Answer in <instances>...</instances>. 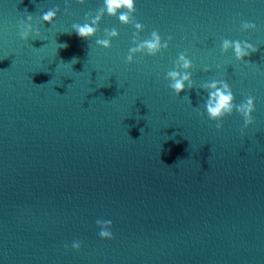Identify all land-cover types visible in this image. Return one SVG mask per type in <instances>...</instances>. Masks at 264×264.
Wrapping results in <instances>:
<instances>
[{"label":"water","instance_id":"1","mask_svg":"<svg viewBox=\"0 0 264 264\" xmlns=\"http://www.w3.org/2000/svg\"><path fill=\"white\" fill-rule=\"evenodd\" d=\"M134 6L124 25L103 0H0V264H264V0ZM97 16L79 38L73 24ZM154 30L167 49L127 63ZM225 39L257 51L237 61ZM180 53L193 87L176 95L166 75L184 71ZM213 81L234 104L254 98L252 124L234 109L217 130Z\"/></svg>","mask_w":264,"mask_h":264},{"label":"clouds","instance_id":"2","mask_svg":"<svg viewBox=\"0 0 264 264\" xmlns=\"http://www.w3.org/2000/svg\"><path fill=\"white\" fill-rule=\"evenodd\" d=\"M81 3L84 0H80ZM58 9L48 10L41 16L43 23L51 24L57 15ZM101 12L106 13L109 16H117L121 24L127 25L130 23V20L133 19V13L135 12L134 0H103V7ZM100 16H97L91 23L73 24L72 28L75 34L82 39H89L95 35L97 32V21L100 19ZM31 16L28 17L26 22H22L20 25V38L22 40H27L29 34L33 31L31 23ZM134 27L137 29V32L134 35H137L140 31L143 30V26L140 23L135 22ZM256 25L254 23L243 22L241 25V30L247 31L250 29H255ZM105 33L108 37H117L118 33L115 29L108 30L105 29ZM171 40V37L168 38ZM111 39H97L95 41L96 45L108 49L111 47ZM63 47H67L66 44H63ZM168 41L162 43L161 37L157 31H152L150 38L143 40L136 47L129 49V54L126 57L127 63L133 62V54L137 52H143L149 56H155L157 53L161 52L163 49H167ZM229 49H232L235 55V59L240 62H244V58L249 56L251 53L257 51L252 44L245 41H229L227 39L223 40L221 45V51L227 52ZM186 53H180L176 61L179 66L184 69L183 72L177 70H171L167 73L166 79L170 80L171 83L169 87L174 91L176 95H180L181 92L185 90V84L187 82L188 89L193 87L190 76L191 73L189 69L193 67L191 61L186 58ZM72 61H76L73 58ZM218 85H220L218 87ZM208 87L214 91L208 92V99L206 101V112L210 120L217 121L216 128L219 130L222 125L219 121L225 115H231L233 110L239 113L243 117L244 128H247L250 124L253 123L252 113L255 110L254 107V98L248 96L246 100L240 104H234V96L229 87V85L224 81H213ZM241 134H243V129H241ZM97 226L100 228L98 233L101 239H112L113 233L109 230L111 228V221H96ZM81 244L79 241H74L72 243L73 250H79Z\"/></svg>","mask_w":264,"mask_h":264}]
</instances>
